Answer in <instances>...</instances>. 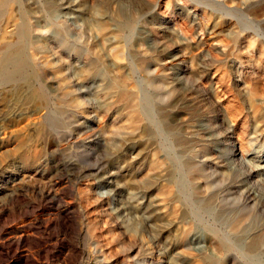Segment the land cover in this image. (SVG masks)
<instances>
[{"label":"rangeland","instance_id":"374dc122","mask_svg":"<svg viewBox=\"0 0 264 264\" xmlns=\"http://www.w3.org/2000/svg\"><path fill=\"white\" fill-rule=\"evenodd\" d=\"M23 1L38 12L0 0V66L23 51L25 75H38L0 76V264H264V0H149L157 9L131 40L99 26L118 25L114 16ZM165 20L207 44L178 46L160 29ZM215 21L220 35L208 30ZM87 51L108 83L128 78L124 102L104 95L100 76L74 73ZM165 69L173 104L156 78ZM198 191L217 211L192 204ZM253 237L254 253L245 246Z\"/></svg>","mask_w":264,"mask_h":264},{"label":"bare ground","instance_id":"6f19581e","mask_svg":"<svg viewBox=\"0 0 264 264\" xmlns=\"http://www.w3.org/2000/svg\"><path fill=\"white\" fill-rule=\"evenodd\" d=\"M12 4L10 6V11L13 12L15 9H17L18 11H20L21 13H23L24 15H28L31 14L32 12H35L37 10L38 12V8L34 5H32V3L23 1V0H9ZM30 1V0H29ZM234 1V0H233ZM47 2L50 4V6L48 7L49 12L52 13H63V14H71V13H76V14H83V13H89L90 15H111L116 17L117 19H119V23L118 25H113L112 23H110L108 20H102L100 21L98 24L99 26L106 31H113L115 32L117 35H121L122 30L123 31H128L126 33V37L127 40H131L133 38V36L135 35V31L141 29V22L143 21V18H146L147 16L152 15L155 10L157 9L158 4H152L151 1L149 0H145L143 1V4H134L135 1L134 0H108V3H106L105 5L99 3V2H95V0H92L88 3V1L86 2L85 0H74V2H69V3H62V4H56L54 0H47ZM16 4V7H15ZM45 8V7H44ZM207 8V7H205ZM202 9L201 14H198L201 19H203L204 21L210 19L211 17V13L208 12L206 9ZM189 13H192V15L196 18L197 12H194V10H189ZM39 14V13H38ZM9 15V14H8ZM10 16V15H9ZM88 18V17H87ZM90 18V16H89ZM88 18V19H89ZM193 18V17H192ZM86 19V18H85ZM96 19V17H95ZM80 20V18H79ZM78 20V21H79ZM17 21V20H16ZM175 21V20H174ZM199 21V20H198ZM77 22V21H76ZM90 22V21H88ZM94 22V21H93ZM179 22V21H178ZM202 22V20H201ZM172 23V22H171ZM170 21L165 20L160 22L159 27L160 29H162L163 34L164 33H168V35L170 36V38H172L175 42V44H177L178 46H185L187 48L189 47H193L194 44L195 45H203V44H207L206 40L204 39H200L198 37V35H196L193 30L191 28H188L187 26L181 25L179 23L176 24H171ZM184 23V22H183ZM77 24V23H76ZM44 26V25H43ZM85 26V23H84ZM89 27V26H88ZM93 27V26H92ZM192 27V26H191ZM24 28V27H23ZM97 28V27H96ZM205 28V27H204ZM219 25L218 22H213L210 24V26L208 27V30H210V32L215 33V35H220L222 34V32L225 31V29H219ZM95 29V28H93ZM99 29V28H97ZM96 29V30H97ZM6 30V29H5ZM4 30V31H5ZM77 30V29H76ZM205 30V29H204ZM156 31V30H155ZM78 32H80L78 30ZM89 32V31H88ZM98 32V31H97ZM158 32V31H157ZM86 33V32H85ZM141 33V32H140ZM99 34V33H98ZM101 34H99L98 36H96V40L93 43V48L95 50V48H97V46H99L100 43H98V41H101ZM81 36V35H80ZM82 37V36H81ZM90 37V35L88 36ZM93 37V36H92ZM91 37V38H92ZM116 37V36H115ZM94 38V37H93ZM103 38V37H102ZM149 38V37H148ZM157 38V37H156ZM81 40V39H80ZM104 41V40H102ZM143 42V40H142ZM103 43V42H102ZM145 43V42H144ZM78 44V43H77ZM121 46V45H120ZM140 46V45H139ZM153 47V46H152ZM156 47V46H154ZM101 48V47H99ZM105 48V47H104ZM108 48V47H107ZM106 48V49H107ZM102 49V48H101ZM109 50V49H108ZM107 50V51H108ZM129 50V49H128ZM127 50V51H128ZM110 51V50H109ZM124 51V50H123ZM119 50L116 54V56H114L113 54V58L111 59L110 57L108 58L110 61V66L116 71L119 70L118 69V60L122 59L125 57V53ZM149 51V50H148ZM151 51V50H150ZM174 51V50H173ZM106 52V51H105ZM152 52V51H151ZM210 53V50L207 51V55ZM224 52V51H223ZM12 53V52H11ZM14 53V52H13ZM110 53V52H108ZM139 53V52H138ZM174 53V52H173ZM202 53V52H201ZM5 54V53H4ZM112 54V53H111ZM110 54V55H111ZM212 54V53H211ZM82 57L84 58V61L79 62L76 67H74V73L77 75H84L86 77H94V76H100L101 77V81H100V88L101 91L104 92V95L108 98L111 99V97H117L118 99L123 101V99H125L126 96V92L119 90L122 86H126L127 84H129L128 82V78L126 76H121L119 74V76H121V80L119 82L118 86H115L113 84L108 83L105 79V77L102 75L99 66H98V61L94 60L91 57V52L87 51V52H83L81 53ZM162 55V54H161ZM102 56V55H101ZM103 58V57H102ZM1 60V59H0ZM164 60V58H163ZM209 60V59H208ZM206 62V61H205ZM209 62V61H208ZM140 66V65H139ZM30 65L29 62L24 58V52L20 51L17 54H10L7 53L4 55L3 60L1 62V66H0V76L2 77V80L4 83H8L11 81H14V78L16 75H23V79L25 80V82L30 83V81H32L33 79L37 78L38 75L36 74V72L34 73H30V74H26V71H28ZM136 67V66H135ZM159 67V66H158ZM124 70V69H123ZM140 71V70H139ZM180 71V72H179ZM64 72V71H63ZM72 72V71H71ZM147 72V71H146ZM187 72V71H186ZM73 73V72H72ZM104 73V72H103ZM106 73V72H105ZM202 73V72H201ZM74 74V75H75ZM172 74V73H171ZM175 74V73H174ZM63 75V74H62ZM107 75V74H106ZM117 75V74H116ZM185 75L184 70H180V68H178V72L175 75L174 79H182ZM169 73H167L166 69L165 71H163L161 73L160 76H156L157 79L160 80V82L165 86L166 91L165 94L163 95L165 98H167L168 100L172 99L175 94H176V86L174 84V81L171 82H167ZM72 79V78H71ZM1 80V79H0ZM79 81V80H78ZM36 82V81H35ZM46 82V81H45ZM51 83V82H50ZM58 83V82H57ZM75 83V82H74ZM81 84V83H80ZM48 85V84H47ZM43 86V85H42ZM51 86V84H50ZM53 86V85H52ZM58 86V84H57ZM130 87V86H129ZM54 88V87H52ZM56 88V87H55ZM61 88V86H60ZM126 89V87H124ZM123 88V89H124ZM64 89V88H63ZM87 89V88H86ZM131 89H135L134 87L130 88ZM59 91V90H58ZM61 91V90H60ZM176 91V92H175ZM183 93V92H182ZM67 94V93H66ZM85 94V93H84ZM140 95V94H139ZM179 100V99H178ZM151 101V100H150ZM176 101V100H175ZM124 102V101H123ZM174 100H171V103L173 104ZM115 103V102H114ZM134 103V102H131ZM178 103V102H177ZM97 107V106H96ZM133 107V106H132ZM147 106H145L143 109L146 110ZM163 108V107H162ZM174 108V107H173ZM154 109V108H153ZM169 109V108H168ZM175 109V108H174ZM185 116V115H184ZM183 116V117H184ZM162 117V116H161ZM183 119V118H182ZM223 119V118H222ZM169 120V119H168ZM206 121V120H204ZM223 123L225 124V120L223 121ZM146 124V123H145ZM221 124V123H220ZM171 125V123H170ZM215 125V124H214ZM90 126V125H89ZM168 129V128H167ZM170 131V130H169ZM216 131V130H215ZM171 132V131H170ZM212 132V131H211ZM110 133V132H109ZM214 133V132H213ZM173 134V133H172ZM176 134V133H175ZM212 134V133H211ZM216 134V133H215ZM218 134V133H217ZM197 136V135H195ZM179 137V136H178ZM186 137V136H185ZM118 139V138H117ZM120 139V138H119ZM198 139V138H197ZM216 139V138H215ZM98 140V139H97ZM96 140V141H97ZM217 140V139H216ZM228 140V139H227ZM116 141V140H115ZM75 142V141H74ZM218 142V141H217ZM101 143V142H100ZM136 144V143H135ZM180 144V143H179ZM126 145V144H125ZM177 145V144H176ZM122 146V145H121ZM209 146V145H208ZM210 147V146H209ZM208 147V148H209ZM131 148V147H130ZM141 148V147H139ZM121 150V147H120ZM154 150V148H153ZM191 149H185L182 150L183 153L189 152ZM178 151V150H177ZM114 152V151H113ZM152 152V150H151ZM135 151L134 150H127L125 151V155L126 156H130L132 154H134ZM144 154V150L143 148L139 149L138 152H136V155H132L133 157L137 156V155H142ZM217 155V154H216ZM125 160V159H124ZM167 161V160H166ZM122 162V161H121ZM120 162V163H121ZM140 162V161H139ZM138 162V163H139ZM190 162V160H189ZM162 163V162H160ZM159 163V164H160ZM113 165V164H112ZM117 165V164H116ZM134 165V164H133ZM235 166V165H234ZM112 167V166H111ZM116 167V166H115ZM235 168V167H234ZM119 169V168H118ZM123 169V168H122ZM230 170V169H229ZM130 171V170H129ZM240 171V170H239ZM238 171V172H239ZM108 172V177L110 178H114V176H116V171L109 169ZM120 172V171H119ZM124 172V171H123ZM161 175H165L167 174L166 169L162 168L160 171ZM169 172V171H168ZM237 172V173H238ZM106 174V173H105ZM246 175V174H245ZM98 176V175H97ZM134 176V175H133ZM154 176V175H153ZM167 176V175H166ZM223 177V176H222ZM139 178H137L138 180ZM250 179V178H249ZM104 180V179H103ZM122 180V179H121ZM141 182V181H140ZM118 183V182H117ZM122 183V182H121ZM108 184V183H107ZM144 185V184H143ZM103 186V185H102ZM109 186V185H108ZM113 186V185H111ZM126 186V184L124 185ZM137 187V186H136ZM102 188V187H101ZM111 188V187H110ZM116 188V186H115ZM108 189V188H107ZM252 189V188H251ZM106 190V189H104ZM109 191V190H108ZM146 191V190H145ZM99 192V191H98ZM103 192V191H102ZM104 193V192H103ZM198 194H201L200 197H197L196 199L192 200V204L203 208L207 211H217V206L214 204L213 202V198L206 196V192L204 191H198ZM118 194V193H117ZM120 194V193H119ZM128 194V193H127ZM136 194V192H135ZM214 194V193H213ZM140 195V194H139ZM144 195V194H143ZM100 196H101V192H100ZM215 196V195H214ZM114 198V197H113ZM116 198V197H115ZM136 198V197H135ZM216 198V197H215ZM218 199V198H217ZM216 199V201H217ZM112 200V199H111ZM114 200V199H113ZM149 200V199H148ZM154 202V201H153ZM116 203V202H115ZM112 204V203H111ZM121 204V203H120ZM157 204V203H155ZM145 205V204H144ZM152 205V204H151ZM113 206V205H112ZM262 206V205H261ZM116 207V206H115ZM159 207V206H158ZM248 207V206H247ZM160 208V207H159ZM175 208V207H173ZM129 209V208H128ZM152 209V208H151ZM155 209V207H154ZM157 209V208H156ZM113 211V210H112ZM130 211V210H129ZM183 211V210H182ZM116 212V211H115ZM172 212V211H171ZM119 213V212H117ZM127 213V212H124ZM129 213V212H128ZM160 214V213H159ZM116 215V214H115ZM124 215V214H123ZM141 215V214H140ZM163 215V214H162ZM129 216V215H128ZM159 216V215H158ZM119 217V214H118ZM134 217V216H133ZM136 217V216H135ZM145 217V216H144ZM160 217V216H159ZM139 219L141 217H138ZM165 218V217H164ZM181 218V217H180ZM127 219V218H126ZM146 219V218H145ZM142 220V219H141ZM132 221V220H131ZM137 221V219H136ZM147 221V220H146ZM245 221V220H244ZM144 223V222H143ZM174 223V222H173ZM248 223V222H247ZM137 224V223H136ZM149 226V225H148ZM234 230H237L238 227L237 225L235 227H233ZM260 231V230H259ZM22 232V231H21ZM264 233V232H263ZM199 234V233H198ZM254 234V233H253ZM258 234V233H257ZM193 235V234H192ZM262 236V235H261ZM20 238V235H19ZM198 238V237H197ZM254 238V237H253ZM250 238L248 239V242H246L245 246L247 248V250H249L250 252L254 253L256 252L259 247H260V243L259 240H256L255 238ZM260 238V237H259ZM234 239V238H233ZM20 240V239H19ZM186 240V239H185ZM190 240V239H189ZM193 240V238H192ZM195 240V239H194ZM183 241V240H182ZM198 241V239H197ZM189 242V241H188ZM187 242V243H188ZM236 242V241H235ZM190 243V242H189ZM166 244V243H165ZM196 244V243H195ZM170 245V244H169ZM188 245V244H186ZM165 246V245H164ZM163 246V247H164ZM213 246V245H212ZM234 246V245H233ZM189 247V246H188ZM195 248V247H194ZM214 249V248H213ZM190 250V249H189ZM192 250V248H191ZM218 251H220L219 248H217ZM224 250V249H223ZM207 251V250H206ZM241 251V250H240ZM169 252V251H168ZM243 252V251H242ZM179 253V252H178ZM176 253V254H178ZM204 253V252H203ZM169 255V254H168ZM178 259V258H176ZM204 259V258H203ZM170 260V259H169ZM249 260V259H248ZM176 262V261H175ZM171 263V261H170ZM172 264V263H171Z\"/></svg>","mask_w":264,"mask_h":264}]
</instances>
